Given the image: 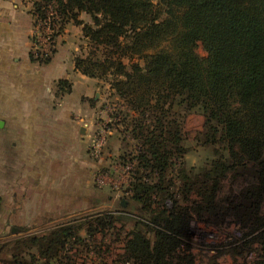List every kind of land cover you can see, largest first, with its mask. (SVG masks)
Masks as SVG:
<instances>
[{"label": "trees", "instance_id": "obj_1", "mask_svg": "<svg viewBox=\"0 0 264 264\" xmlns=\"http://www.w3.org/2000/svg\"><path fill=\"white\" fill-rule=\"evenodd\" d=\"M30 13L38 28L32 42L52 41L51 55L32 51L41 64L57 53L54 40L66 26L82 28L86 48L74 57L75 71L110 86L104 128L121 144L115 165L133 167L128 191L137 207L33 238L38 256L20 264L70 262L75 247H98L97 234L121 237L118 223L131 225L121 264H188L176 252L190 223L231 212L264 252V0H37ZM192 113L205 118L197 140L213 158L170 177L188 153L181 120ZM246 174L254 182L241 195L220 199L225 179Z\"/></svg>", "mask_w": 264, "mask_h": 264}, {"label": "rangeland", "instance_id": "obj_2", "mask_svg": "<svg viewBox=\"0 0 264 264\" xmlns=\"http://www.w3.org/2000/svg\"><path fill=\"white\" fill-rule=\"evenodd\" d=\"M20 1L24 8L31 9L33 2L37 0L17 2ZM82 19L91 22L86 15H83ZM81 30V27L68 25L54 40V48L56 51L59 50L58 55L64 60L69 57L73 60L76 55L82 54L81 47L86 48V44L82 42ZM45 32L50 33L48 30ZM41 40L45 42V38ZM32 43L34 45V42ZM196 52L202 58L207 56L200 43ZM78 78V75H75L71 79L76 83V91L73 92L69 108L77 113H83L81 116L77 114L76 125L77 128L83 126L89 131V137L86 139L89 142L90 162L82 169H77L74 185L71 184V176L67 185L69 177L66 172L60 171V176L63 177L61 195L32 194L11 197L4 193V189L3 192L1 190L0 264H20L24 260L31 262L33 256H38L36 249L31 248L30 245L33 238H42L62 227L76 226L109 214H113L114 217L127 215L124 210L129 212L137 207V203L132 200L128 191L131 182L130 171L133 167L123 169L115 165L114 159L120 154L121 144L115 133L104 130L106 124L111 121L110 86L99 82L91 86V91L88 93L85 83L83 84ZM67 89L70 90L71 87ZM64 106L65 100L63 97L59 98L56 107ZM204 126L205 118L199 113L189 114L181 120L182 135L188 153L181 161H176L173 167L174 173L170 171V177L176 178L180 170L185 172L191 168L199 170L213 158L212 148L201 145L197 140ZM95 139L96 141L104 139L99 158L93 157L90 153ZM76 149L78 151V142ZM77 165L82 166L80 163ZM61 167L63 168L64 165L61 164ZM246 175L247 177H240L234 181L229 177L225 179L220 199L241 195L249 184L254 182L251 174ZM176 182L178 184L177 179ZM67 191L74 193L67 195L65 193ZM41 198L44 200L43 205L39 204ZM167 205L172 207V202H167ZM261 212L264 214V204ZM117 229L124 231L121 237L108 235L104 239L102 235L97 234L98 247L94 250L90 246L81 249L75 247L69 254L71 261L63 259L60 263L121 264V258L125 254L124 239L130 233L131 225L124 227L118 223ZM249 232L250 230L243 227L234 212L223 221H217L211 216L195 219L188 227L184 244L177 250L176 258L188 257V264H255L259 259L264 258V252L254 240V235L250 236ZM79 236L87 239L86 230L82 229ZM86 241L91 242L88 239ZM43 262L44 260H41L40 264Z\"/></svg>", "mask_w": 264, "mask_h": 264}, {"label": "crops", "instance_id": "obj_3", "mask_svg": "<svg viewBox=\"0 0 264 264\" xmlns=\"http://www.w3.org/2000/svg\"><path fill=\"white\" fill-rule=\"evenodd\" d=\"M17 1L0 0V192L57 196L63 193L60 171L74 185L77 169L90 162L89 131L76 125L83 113L69 108L76 91L71 79L78 75L88 93L99 82L76 72L74 59L58 52L48 64L33 60L34 20ZM61 81L71 89L62 91ZM62 97L65 106L56 107Z\"/></svg>", "mask_w": 264, "mask_h": 264}, {"label": "built area", "instance_id": "obj_4", "mask_svg": "<svg viewBox=\"0 0 264 264\" xmlns=\"http://www.w3.org/2000/svg\"><path fill=\"white\" fill-rule=\"evenodd\" d=\"M49 31V30H48ZM38 34V28L37 30H35V34ZM39 36V35H38ZM41 36L37 37V40L34 43V47H33V51L34 54L38 55V54H43L42 56H49L50 52L48 51V48H50L52 41L50 37H41V38H45V42H42ZM40 38V39H39ZM104 130H108L105 129ZM109 133V130H108ZM104 144V139H98V141H96V139L94 140V145L92 146V149H90V153L93 157L95 158H99L101 156V147Z\"/></svg>", "mask_w": 264, "mask_h": 264}, {"label": "water", "instance_id": "obj_5", "mask_svg": "<svg viewBox=\"0 0 264 264\" xmlns=\"http://www.w3.org/2000/svg\"><path fill=\"white\" fill-rule=\"evenodd\" d=\"M2 124H0V126H1ZM125 205V204H124Z\"/></svg>", "mask_w": 264, "mask_h": 264}]
</instances>
